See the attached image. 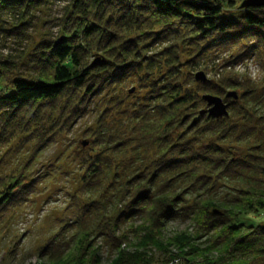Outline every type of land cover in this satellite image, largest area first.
<instances>
[{
	"label": "trees",
	"instance_id": "obj_1",
	"mask_svg": "<svg viewBox=\"0 0 264 264\" xmlns=\"http://www.w3.org/2000/svg\"><path fill=\"white\" fill-rule=\"evenodd\" d=\"M49 1L60 0H0V38L19 37L29 13ZM68 1L60 37L41 45L33 55L34 76H17L13 62L0 55V145L17 136L33 142L22 168L6 174L0 165V217L27 202L34 193L39 178L27 179L28 164L58 135L71 129L91 97L105 85L120 84L141 69L148 46L177 39L182 31L194 51L191 62L200 51L236 45L242 40L248 43L243 47L245 54L264 50L262 7H236L232 16L223 13L234 8L229 0ZM5 16L16 19L19 29H6ZM169 47L162 55L164 65L168 74H177L176 46ZM172 77L151 81L135 113L132 126L142 141H134L144 146L140 168L132 175H115L117 180L110 185L112 193L106 200L115 198L117 205L106 212L99 200L90 201L74 220L82 225L84 219H89L90 227H77L67 241L61 242L59 231L37 250L38 258L48 259L47 264H99L96 249L90 244L93 235L108 243L115 253L107 264H151V249L165 255L167 264H264V222L259 221L264 219V157L232 159L215 143L198 146L204 136L227 139L239 131L253 133L250 130L255 128L227 121L250 111V116L254 115V110L247 108V98L252 94L261 96L255 93L258 87L233 76L221 79L217 85L199 83L198 93L219 97L226 104V117L210 119L206 110L199 109L203 105L207 109L202 95L182 89ZM227 88L238 90L234 92L236 100L224 98ZM256 125L261 137L264 113L256 115ZM92 136L93 146L100 144L103 149L106 144L112 150L123 144L122 139L106 132L104 123ZM150 146L153 152L148 154ZM101 153L86 159L83 190L94 189L101 184L99 179L106 177L100 167L105 161ZM242 172L256 175L261 189L239 188L230 209L220 205L218 211L211 200L193 201L179 208L183 195L197 187L192 180L177 181L189 173L199 176L192 175L198 179L196 183L204 184ZM176 219H188L195 233H175L163 240L164 224ZM132 220L140 222L130 231L134 245L123 233L117 235L120 227ZM201 232L209 236L202 246L195 243Z\"/></svg>",
	"mask_w": 264,
	"mask_h": 264
},
{
	"label": "rangeland",
	"instance_id": "obj_2",
	"mask_svg": "<svg viewBox=\"0 0 264 264\" xmlns=\"http://www.w3.org/2000/svg\"><path fill=\"white\" fill-rule=\"evenodd\" d=\"M229 1L232 2L234 8L224 10L223 13L233 16L236 14L234 9L244 0ZM68 7V0L49 1L29 13L22 22L25 23L28 19L26 26L19 30V37L0 38V55L13 62L17 76H34L33 55L43 44H51L60 37V25L66 16ZM3 20L6 29H15L20 26V23L15 26L16 19H12L11 16H5ZM177 37V39H169L148 46L145 52L147 58L141 69L131 73L120 84L105 85L100 92L91 97L84 113L71 129L58 135L53 144L46 147L28 164L27 179L39 178V182L27 202L10 208L0 217V264H47L48 259L38 258L37 250L61 230L60 242L67 241L77 227L88 229L91 224L89 219H84L82 225L74 223V220L90 201L99 200L106 212L112 210L115 204L117 205L115 198L106 200L108 193H112L109 187L117 180L115 175L119 177L123 173L132 175L140 168V153L144 146L134 141V139L141 141L142 139L135 134L132 124L136 120L135 113L142 99L151 88V81H156L158 78L165 79L169 75L173 76L172 78L178 81L182 89L191 90L199 97L207 94L197 92L201 86L194 81V75L198 72L204 75V82L209 85H217L221 79L233 76L237 81H248L253 86H257L258 91L255 93L261 96L257 97L252 94L247 98L249 99L247 108L254 110V115L250 116L252 113L250 111L246 115L229 118L227 121L230 125L245 126L248 129L255 128V130H250L253 133L248 132L245 135L238 129L239 132L227 139L204 136L199 140L198 146L215 143L224 152L229 153L232 159H245L249 155L264 157V134L261 137L258 135L256 125V115L264 113V50H252L245 54L243 47L248 43L242 40L236 45L216 47L205 52L200 51L191 62L194 51L184 40L182 31ZM171 45L176 46V49L172 50L178 58V64L174 66L178 71L177 74H168L169 70L165 67L162 56ZM224 92L239 93L233 88H227ZM108 107L110 111H106ZM199 109L206 110V107L199 106ZM132 114L134 118L131 117ZM247 116L251 117L249 123H247ZM101 123H104L106 132L122 139L123 144L113 150L108 144L105 149L100 144L93 146L92 134L97 131ZM32 146L33 142L19 136L8 144L0 145L1 170L8 174L22 168L23 162L28 159L32 151ZM148 149V154L153 152L151 146ZM99 151L105 158L100 167L105 170L106 177L99 179L101 184L94 189L83 190L81 181L86 173V159ZM212 173L215 174L216 170ZM192 175L199 177L194 173H189L188 177L177 180L181 182L192 180L191 182H195L197 186L193 191L183 195V202L178 205L179 208L189 206L193 201L211 200L216 207L221 205L230 209V206L234 204L233 199L239 195L237 193L239 188L261 189L257 176L252 173L242 172L204 184L201 181L196 183L198 179ZM98 178L100 177L96 179ZM215 209L221 211L220 207ZM259 221L264 222V219ZM139 223L137 220H132L129 224H123L117 235L123 233L128 242L134 245L135 240L130 231L140 225ZM195 231L188 219H176L164 224L161 236L165 240L175 233L191 234ZM198 236L195 243L201 246L209 237L202 232ZM89 238H91L90 244L93 249H96L99 264H107L114 258L115 253L108 243L93 235ZM71 247L72 244L70 249ZM170 251L174 252L173 249ZM68 252L65 254L68 255ZM150 258L151 264H167L168 261L165 255L154 249H151ZM172 264L180 263L176 261Z\"/></svg>",
	"mask_w": 264,
	"mask_h": 264
},
{
	"label": "water",
	"instance_id": "obj_3",
	"mask_svg": "<svg viewBox=\"0 0 264 264\" xmlns=\"http://www.w3.org/2000/svg\"><path fill=\"white\" fill-rule=\"evenodd\" d=\"M261 7L264 8V0H244L238 6L239 9ZM194 81L198 83H204V75L200 72L196 73L194 75ZM224 98H232L233 100H236V94L234 92H228L225 94ZM201 99L205 102L207 106L205 112L210 119H219L227 116L226 104L222 102V99L209 95H203Z\"/></svg>",
	"mask_w": 264,
	"mask_h": 264
}]
</instances>
